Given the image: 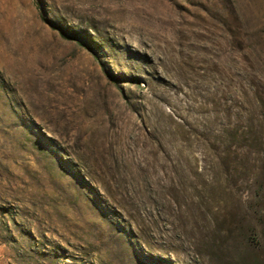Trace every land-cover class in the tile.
<instances>
[{
	"label": "rangeland",
	"instance_id": "1",
	"mask_svg": "<svg viewBox=\"0 0 264 264\" xmlns=\"http://www.w3.org/2000/svg\"><path fill=\"white\" fill-rule=\"evenodd\" d=\"M254 127L264 0H0V264H264Z\"/></svg>",
	"mask_w": 264,
	"mask_h": 264
},
{
	"label": "trees",
	"instance_id": "2",
	"mask_svg": "<svg viewBox=\"0 0 264 264\" xmlns=\"http://www.w3.org/2000/svg\"><path fill=\"white\" fill-rule=\"evenodd\" d=\"M57 30L60 31L61 35L69 40L76 41L80 44L86 45L87 48L90 49L93 55L96 56L95 48L92 46H88V44H94L96 43L95 39L91 35H84L82 33H79L78 31H72V33H67L65 30H63L62 27H56ZM83 40H86L89 43H83ZM109 77L116 83L119 84L120 82L124 83H131L135 85H140V80L136 77L132 78H125V77H115L109 74ZM233 134V140H244V142L251 141L253 143L258 142L259 145H264V127H254V128H248L247 132L239 133L238 130H236ZM232 135V134H231Z\"/></svg>",
	"mask_w": 264,
	"mask_h": 264
}]
</instances>
